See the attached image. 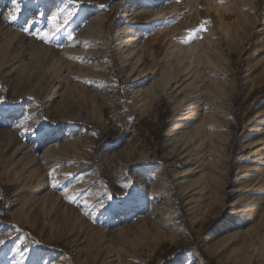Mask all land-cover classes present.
<instances>
[{
	"label": "rangeland",
	"instance_id": "1",
	"mask_svg": "<svg viewBox=\"0 0 264 264\" xmlns=\"http://www.w3.org/2000/svg\"><path fill=\"white\" fill-rule=\"evenodd\" d=\"M0 264H264V0H0Z\"/></svg>",
	"mask_w": 264,
	"mask_h": 264
},
{
	"label": "bare ground",
	"instance_id": "2",
	"mask_svg": "<svg viewBox=\"0 0 264 264\" xmlns=\"http://www.w3.org/2000/svg\"><path fill=\"white\" fill-rule=\"evenodd\" d=\"M154 1L158 2L160 0H154ZM37 16H39V15H37ZM39 19L41 20V18H39ZM33 22H30V23H33ZM177 76L172 78V79L167 80V82L165 83V86H167V85L171 86V84H174L175 86L179 87L182 83L181 82L182 80H180L182 77L180 78L181 75L180 76L177 75ZM191 98H192L193 102L190 100L191 103H188V104L186 103L185 106L181 107L180 110L175 112L173 118L171 119V123H170L171 126L169 125L170 126V128H169L170 131L168 132L169 136H173L174 132H178L182 129H185L190 123L196 122V121H194V119L197 117V115H199V111H200V109L198 108L199 101H198L196 96H193ZM195 128H197V127H194V129ZM192 130H193V128L190 131H192ZM174 135H176V133H174ZM222 228H223V225L216 227L214 232H213V235H216L219 232H221L223 230ZM147 237H148V234L145 231H143V236H142L141 240L146 241Z\"/></svg>",
	"mask_w": 264,
	"mask_h": 264
},
{
	"label": "snow or ice",
	"instance_id": "3",
	"mask_svg": "<svg viewBox=\"0 0 264 264\" xmlns=\"http://www.w3.org/2000/svg\"><path fill=\"white\" fill-rule=\"evenodd\" d=\"M17 3H18V0H17ZM15 10L18 11L19 10L18 7H15ZM69 15H71V13ZM52 25L53 27H52L51 32L45 33L44 35H40L39 33H32V34L36 35L39 39H41L44 42H50L52 34L58 33L60 31L58 18L56 16L52 17ZM24 31L28 32L29 29L25 28Z\"/></svg>",
	"mask_w": 264,
	"mask_h": 264
},
{
	"label": "trees",
	"instance_id": "4",
	"mask_svg": "<svg viewBox=\"0 0 264 264\" xmlns=\"http://www.w3.org/2000/svg\"><path fill=\"white\" fill-rule=\"evenodd\" d=\"M188 249L190 250V248H185V249H181L180 251H185V250L187 251Z\"/></svg>",
	"mask_w": 264,
	"mask_h": 264
}]
</instances>
